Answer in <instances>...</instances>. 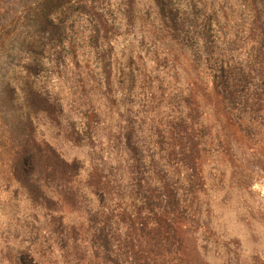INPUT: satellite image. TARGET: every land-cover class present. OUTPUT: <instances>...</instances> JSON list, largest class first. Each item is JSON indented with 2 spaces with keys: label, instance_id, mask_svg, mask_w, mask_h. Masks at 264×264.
Here are the masks:
<instances>
[{
  "label": "trees",
  "instance_id": "16d2710c",
  "mask_svg": "<svg viewBox=\"0 0 264 264\" xmlns=\"http://www.w3.org/2000/svg\"><path fill=\"white\" fill-rule=\"evenodd\" d=\"M183 3L0 0V67L21 65L27 108L36 102L55 129L36 138L21 115L6 151L28 203L12 239L26 241L30 264L45 245L58 264H196L187 233L206 159L221 173L217 162L239 165L253 147L264 160L262 0H252L245 58L208 36L203 63L191 50L186 81L196 35ZM58 139L81 153L67 155Z\"/></svg>",
  "mask_w": 264,
  "mask_h": 264
},
{
  "label": "rangeland",
  "instance_id": "374dc122",
  "mask_svg": "<svg viewBox=\"0 0 264 264\" xmlns=\"http://www.w3.org/2000/svg\"><path fill=\"white\" fill-rule=\"evenodd\" d=\"M251 6L252 0H184L186 27L190 35L193 32L196 35H192V45L185 47V81L191 77L192 48L197 47L203 63L208 36L218 41L217 46L227 57L245 58L255 45L250 29ZM262 6L264 10V0ZM6 58L3 55L1 60ZM6 62H1L0 67V264H16L14 260L30 264L27 255L19 253L26 241L21 243L19 239H12L13 233L20 231L28 203L20 191L15 192L17 184L9 177L6 151L11 131L14 127L19 131L17 120L21 115L32 119L36 138L42 134L55 136V129L43 123L36 102L31 109L27 108L29 102L21 65ZM29 78L28 81H32L33 78ZM5 79H9V87L15 86L11 95L7 91L3 93ZM58 143L67 155L81 153L62 139H58ZM254 148L244 150L239 165L226 160L217 162L222 173L211 170L210 160L206 159L205 186L197 200V219L190 224L187 233V249L191 256L196 255V264H264V160L258 158ZM37 247L38 243H34L30 248ZM57 258V251L45 245L39 261L40 264H58Z\"/></svg>",
  "mask_w": 264,
  "mask_h": 264
}]
</instances>
